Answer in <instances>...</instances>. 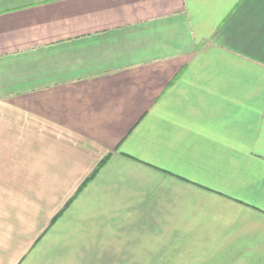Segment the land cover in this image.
I'll return each instance as SVG.
<instances>
[{"label":"crops","instance_id":"1","mask_svg":"<svg viewBox=\"0 0 264 264\" xmlns=\"http://www.w3.org/2000/svg\"><path fill=\"white\" fill-rule=\"evenodd\" d=\"M0 264H264V0H0Z\"/></svg>","mask_w":264,"mask_h":264}]
</instances>
